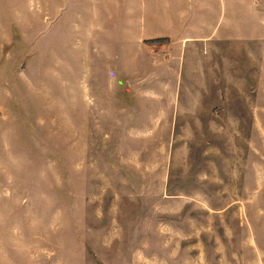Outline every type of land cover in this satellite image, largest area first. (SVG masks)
Returning <instances> with one entry per match:
<instances>
[{
	"label": "rangeland",
	"instance_id": "1",
	"mask_svg": "<svg viewBox=\"0 0 264 264\" xmlns=\"http://www.w3.org/2000/svg\"><path fill=\"white\" fill-rule=\"evenodd\" d=\"M26 1L0 0V264H264V0L126 57L107 0Z\"/></svg>",
	"mask_w": 264,
	"mask_h": 264
},
{
	"label": "crops",
	"instance_id": "2",
	"mask_svg": "<svg viewBox=\"0 0 264 264\" xmlns=\"http://www.w3.org/2000/svg\"><path fill=\"white\" fill-rule=\"evenodd\" d=\"M96 1V0H95ZM116 2L106 1L104 5L107 10H110L111 17L105 14V24L102 28H95L94 32L98 31L100 39L104 42L120 45V53L122 57L129 54V44L132 43L134 48L143 47V43L147 41H159L163 38L172 37L173 28L175 26H188L191 28L186 33L198 35L197 26H207L208 16L203 20L202 11L210 10L207 1L199 0L197 3H189L188 0H115ZM24 0V10L27 12L26 3ZM95 9H100L102 6L95 2ZM195 12H197L195 14ZM209 11H207V15ZM12 16L11 10H8V17ZM16 18V17H13ZM9 25H25L29 21L25 15L19 17L18 22L8 18ZM145 27H151L152 30H145ZM93 33V31H92ZM128 37L130 39H128ZM191 42L199 41L210 44L212 41H205V38L190 39ZM194 43V42H193ZM126 51V52H125ZM92 85V84H91ZM93 87H96L94 85ZM177 105V104H176ZM141 106V105H140ZM139 106V107H140ZM138 108V107H137ZM140 110V109H139ZM176 116V115H175ZM175 118V117H174ZM173 120L170 119L169 121ZM174 122L176 119L173 120ZM171 121V122H173Z\"/></svg>",
	"mask_w": 264,
	"mask_h": 264
}]
</instances>
